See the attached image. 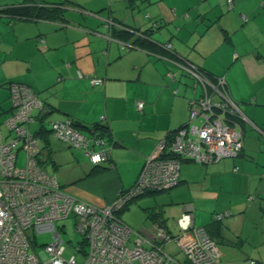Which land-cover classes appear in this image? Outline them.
Masks as SVG:
<instances>
[{
  "label": "crops",
  "instance_id": "crops-1",
  "mask_svg": "<svg viewBox=\"0 0 264 264\" xmlns=\"http://www.w3.org/2000/svg\"><path fill=\"white\" fill-rule=\"evenodd\" d=\"M22 4L32 6L37 18L1 13ZM117 26L151 28L153 41L225 78L231 100L247 120L240 121L242 151L209 165L182 162L174 187L195 183V192L214 200L213 214H225L219 232L210 229L217 243L226 244L221 261L264 264V0H0V116L11 112L8 85L16 82L30 86L41 102V111L32 114L39 124L32 132L38 142L45 144L37 132L49 129L52 120L107 125L116 142L108 161L92 165L87 159L76 167L77 152L54 135L53 144L47 138L43 158L39 144L38 161L41 166L51 162V174L71 195L96 206L111 204L134 185L158 143L186 123L189 100L200 94L169 61L140 48L123 49L111 36ZM90 78L103 82L92 85ZM138 102L143 109H137ZM189 209L196 227L211 225L213 214L190 204L181 211ZM158 211L160 218L152 221L171 234L164 209ZM198 218L202 226L196 225Z\"/></svg>",
  "mask_w": 264,
  "mask_h": 264
},
{
  "label": "built area",
  "instance_id": "built-area-1",
  "mask_svg": "<svg viewBox=\"0 0 264 264\" xmlns=\"http://www.w3.org/2000/svg\"><path fill=\"white\" fill-rule=\"evenodd\" d=\"M107 25L114 23L107 20ZM121 46L126 48L127 44L121 42ZM182 69L196 81L195 89L200 90L197 98L189 100L188 123L177 128L169 141L161 140L157 151L145 160L134 185L119 192L105 206L71 195L60 186L55 175L39 164V142L30 132L29 124L33 121V110L42 109L41 102L28 85H9L12 112L5 121L9 133L5 137L0 133V264H221L217 244L205 228L194 225L190 209L177 221L180 228L177 236H172L158 222L149 229L132 231L118 216L135 198L176 186L182 157L212 164L236 157L243 148L239 121L247 120L231 100L225 78L211 79L193 65H182ZM78 76L84 77L81 72ZM102 82L103 79L90 78L92 85ZM143 106V102L137 103L138 110ZM49 125L54 137L71 149L82 150L92 165L110 156L111 148L106 147L104 140L94 135L86 137L74 128L72 120H52ZM94 146H100L101 150L94 151ZM20 150L26 153L22 167L17 164ZM69 215L75 217L76 231L83 238L74 248L81 255V262L75 256L63 257L64 241L54 226V221ZM224 216L219 214L214 219L221 220ZM31 228L36 233L51 232L52 241L35 250L27 235ZM172 240L184 253L183 261L164 250L165 244Z\"/></svg>",
  "mask_w": 264,
  "mask_h": 264
},
{
  "label": "rangeland",
  "instance_id": "rangeland-1",
  "mask_svg": "<svg viewBox=\"0 0 264 264\" xmlns=\"http://www.w3.org/2000/svg\"><path fill=\"white\" fill-rule=\"evenodd\" d=\"M185 80L188 82L189 89H191L193 82L190 78L185 77ZM10 113L6 116H0V133L5 137L8 135V127L5 124L6 119ZM189 120V110L187 121L185 124L188 123ZM198 124V121L195 122ZM30 132L37 131L39 128V124L37 121L31 122L29 124ZM39 140V144L42 148V152L40 157H44L47 154L45 144ZM48 140L51 144L54 142L53 135L50 133L48 136ZM71 149V148H70ZM72 152H77L79 157V164H76V167L82 165V163H87L88 157L83 154L82 150L72 149ZM45 152V154H44ZM76 158V157H75ZM74 158V159H75ZM26 163V153L24 150H20L18 152L17 164L18 166H24ZM51 162H46L43 164V168L51 174ZM186 165V164H184ZM194 165V164H189ZM74 167V166H70ZM78 170V168H77ZM70 172V171H69ZM196 179V178H191ZM200 181V180H199ZM133 185V183L131 184ZM130 189L131 186H127ZM195 183L193 184H181L177 187H174L170 190H165L163 192L157 194H148L143 195L141 197L135 198L131 203H129L128 208L125 209L121 213V218L124 223L132 230V231H140L141 229H149L151 226L155 225V222L152 221V218L147 216V211L155 212L156 210H163L162 212L165 221H166V228L169 229L171 235L177 236L180 233V228L177 223L178 219L182 216V206L186 204H190L192 206H196L199 210L206 212L207 216H211L214 211L216 204L214 200H206L205 197L202 196L199 192H195L197 189ZM193 202V203H192ZM218 209V207H217ZM218 211V210H217ZM76 219L73 215H69L66 218L58 219L54 221L55 228L60 232L61 237L64 241L65 251L63 253V257L68 259L71 256H75L78 262L82 261V257L80 254L75 252V247L78 243L82 242V235L77 233L76 231ZM196 225L202 226V222L198 218L196 221ZM27 235L34 245L35 250H41L44 244H48L52 241V234L51 232H43V233H36V231L31 228L27 230ZM132 242V240H131ZM218 247L220 251L227 250L226 244L224 242L218 241ZM132 246V245H131ZM164 250L175 256L178 260H184L185 255L182 251H180L178 245L174 240L165 244ZM32 251V250H31ZM223 261V262H222ZM221 262L223 264H234V262H226V259H223Z\"/></svg>",
  "mask_w": 264,
  "mask_h": 264
},
{
  "label": "trees",
  "instance_id": "trees-1",
  "mask_svg": "<svg viewBox=\"0 0 264 264\" xmlns=\"http://www.w3.org/2000/svg\"><path fill=\"white\" fill-rule=\"evenodd\" d=\"M33 12H34L33 7L30 6V5H25V4L18 5V6L17 5L16 6H9V7H6L5 9L1 10V13L2 14H5V15L10 16L12 18H18V19H33V17L35 16L33 14ZM35 17L37 18V16H35ZM117 27L118 28H115V27L112 28V30H111V33H112L111 36H112L113 39L118 40L120 42V44H121V42L127 44V47L126 48H123V49H129L130 47L140 48V49H143L145 51H148V52L154 54L157 58H160V59L169 61L174 66L178 67L181 70V72L186 77H188V78H190L192 80V82H193L192 88H195L196 81L189 74H187L182 69V65H185V64L193 65V66H195L198 69V71H200L202 74H205L206 76H208L211 79H214V78L219 77V76H212V75L208 74L201 67L196 66L194 63L190 62L189 60H187L185 58H180L179 56H177L175 53H173L171 51L170 47L169 48L166 47V43L165 44L164 43L162 44V43H158V42L153 41L151 39V37H150V34H152L151 32L153 30L151 28L149 30H143V31H141V30H135V29H131V28H126V27H123V26H117ZM13 83H16V82H13ZM20 84H23V83H20ZM9 85H8V89H9ZM198 96H199V94L197 95V97ZM11 112H12V109H11ZM32 114H33V112H32ZM46 116H47L46 114H44V115L41 116V120H43L42 122H44L46 120ZM32 118H33V116H32ZM72 122H73L74 128L77 131H79L80 133L83 134V132L81 131V129H83V130L85 129L90 134H93V135L96 134V135H94V137L96 136V137L104 140L106 142V144L108 145L107 147H109V148H113L114 147V145H115L116 142L113 141V138H112L111 134L108 131L107 125H105L104 123H97V124L92 125V126H86V125H82V124L77 123V122H74V121H72ZM184 125H182V126H184ZM239 125L241 126V122L240 121H239ZM175 131H176V129L173 130V131H171V132H169L168 135H167V137L165 139H167L169 141L171 135ZM48 132L49 133H52L51 130H50V125H49V129L46 130V129H43V127H42L37 132V135L38 136H40V137L42 136V137H45L46 138L44 140L45 144L48 143V140H47L48 137H46L48 135ZM34 135L36 136V134H34ZM52 135H53V133H52ZM241 151H242V149L239 151V153L237 154L236 157H238L240 155ZM110 157H111V153H110V156L108 157V159L106 161H108L110 159ZM236 157H228V158H236ZM223 159H225V158H223ZM182 162L197 163L194 160L189 159L187 157H182L181 160H180V164ZM201 165H209V164H201ZM160 192H162V191H159V192H147L144 195H147V194H157V193H160ZM128 205L129 204H127L122 210H120L119 213L121 211L125 210V208L128 207ZM219 214H224V213H216V214H213L212 215V218H211V225H209V227H206L205 228L206 232L213 239V241L217 244V246H218V243L214 240L213 236H211L212 234H211V230L210 229H212L213 231H215V233L216 232L217 233L219 232V230H220V224L219 223L221 222L222 219L221 220L214 219V216L219 215ZM160 215H161V212H159L157 210L155 212H151L149 210L147 211V216L150 217V218H152V220L159 219L160 218ZM207 230H209V231H207ZM220 261H221V259H220ZM250 261H254V262H256V264H261L258 261L252 260V259L246 260L245 261V264H250ZM221 264H223V263L221 262Z\"/></svg>",
  "mask_w": 264,
  "mask_h": 264
}]
</instances>
